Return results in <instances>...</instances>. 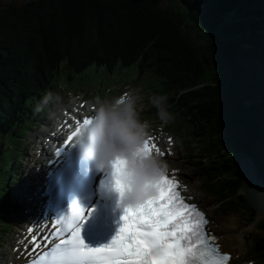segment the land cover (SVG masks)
I'll return each instance as SVG.
<instances>
[{"label": "trees", "instance_id": "trees-1", "mask_svg": "<svg viewBox=\"0 0 264 264\" xmlns=\"http://www.w3.org/2000/svg\"><path fill=\"white\" fill-rule=\"evenodd\" d=\"M261 70L264 0H24L0 8V226L16 205L21 134L45 91L84 71L132 83L146 75L152 92L168 94L176 128L198 145L197 175L206 193L225 199L219 211L253 222L247 252L262 263L264 218L240 192L242 157L264 181Z\"/></svg>", "mask_w": 264, "mask_h": 264}, {"label": "snow or ice", "instance_id": "snow-or-ice-1", "mask_svg": "<svg viewBox=\"0 0 264 264\" xmlns=\"http://www.w3.org/2000/svg\"><path fill=\"white\" fill-rule=\"evenodd\" d=\"M80 131L78 128L72 135ZM145 150L150 152L147 143ZM123 167L124 161L117 158L108 176L111 188L120 193L124 190ZM177 183L165 173L159 178L154 195L138 203H125L116 234L101 246L92 247L82 240L77 221L87 217L84 209L78 207L68 221L69 228L74 229L71 238L53 249V261L55 264H197V261L223 264L228 255L215 257L217 249L208 247L202 235V225L207 223L203 213L195 204L185 203L177 191Z\"/></svg>", "mask_w": 264, "mask_h": 264}, {"label": "clouds", "instance_id": "clouds-1", "mask_svg": "<svg viewBox=\"0 0 264 264\" xmlns=\"http://www.w3.org/2000/svg\"><path fill=\"white\" fill-rule=\"evenodd\" d=\"M61 97L48 90L35 103L33 112H45L49 105H56ZM142 97L134 92H124L101 102L84 124L75 143L81 155L92 162L97 170L112 172L117 158L124 161L122 180L124 190L120 200L128 204L141 202L155 194L157 182L168 170V163L155 152L145 150L153 136V122L142 115L139 104ZM148 103L155 109V119L162 125L174 122L176 115L170 110L169 96L162 92L148 95Z\"/></svg>", "mask_w": 264, "mask_h": 264}, {"label": "rangeland", "instance_id": "rangeland-1", "mask_svg": "<svg viewBox=\"0 0 264 264\" xmlns=\"http://www.w3.org/2000/svg\"><path fill=\"white\" fill-rule=\"evenodd\" d=\"M7 1H8V4L15 3L17 5L24 2V0H7ZM119 79H121V80H119ZM139 80L143 83V85L138 83V82H137L138 84L133 83V84H136V85H133L132 79H128V80L125 79L123 74L114 73L113 79H112V78H110V76L108 77V74H102V73L98 74L95 71H84L82 73L74 74L73 82L69 85L64 83V78L61 77L60 78L61 84H59L60 86L55 85L52 87L51 90H53L54 92L62 91V92H64V94H62V95L65 96L66 91L75 92V91H82L81 89L88 88V89H90V91L92 93L95 92L96 94L103 95L106 87H110L112 84H114V82L119 81L118 82L119 84L115 85L114 88H122V89L127 88L131 92L139 94L142 97V100L140 102V104L142 106H140V108H144V107H147L149 105V103L147 105L146 97L148 98V94L153 93L152 90H153V87L155 85V81H151V78H147L146 75H143V77L141 76L139 78ZM124 81L126 83H124ZM135 81H138V80H135ZM143 88L146 91L145 92L146 95L143 93ZM72 89H75V90H72ZM110 94H111V96H108V99H110L112 96H114L113 93L110 92L108 95H110ZM61 99H62V96H61ZM94 101L104 102L105 100H102V99L100 100V99L94 98L92 101L88 102L87 104L92 103ZM50 110H54V105L51 106ZM151 111L152 110H150V112ZM147 114L148 113H146V115ZM154 114L155 113L153 112V115ZM262 115L264 116V113H262ZM43 119H45V114H43L42 116L40 115L38 118L40 123L43 121ZM175 123H176V120L174 122H172V125L175 126ZM29 124L30 123H28V122L25 123L24 127H28ZM41 126H39L38 129H41ZM175 128H176V126H175ZM27 129L28 128H26L24 130V133L21 134L22 137L20 138L22 143L24 144L22 146V151L25 154L24 159L21 161V164L16 165L17 171L19 172V174H21V177L18 178L19 179L18 183L20 184V190H21V188L25 187L24 181H26V175H27L25 173V171H29V166H28V161H27L28 160L27 152L29 151V155L32 154V152L30 150V149H32V146L30 148V145L32 144V141L35 140L36 133L39 131L38 129H34L32 131L27 130ZM176 130H177V133L180 135V137L183 138L182 135L180 134V130L178 129V127L176 128ZM27 145H29V146H27ZM8 147H9V149L7 151L9 153L14 150V144L12 142L8 143ZM179 147H180L179 154H178L179 158L175 161V164L171 163V164H169V166L171 167V166L175 165V166L181 167L182 174L186 178H188L190 181H194L197 183V185H199V186H196L197 192L202 194L205 197V199L209 202V204H210L209 207L211 209L210 210L208 209V212L212 218H214V219L217 218V220H219V221L220 220L223 221V220L227 219L226 220L227 223H229V219H232L233 230L235 231V233H234L235 235L232 236L233 241L231 243L226 242L222 245L226 250H233L235 252H239V255L242 256L245 249L247 247H249V245L252 242L251 239H252L253 234L255 233V230L253 228V224L247 223L246 218L241 213H235L233 211L232 212L229 211L223 215L217 214L218 213L217 210L221 206L224 205L225 199L224 198L218 199L211 193H205V192L203 193L201 191L200 187H202V180L199 179L195 175V166L192 165L193 163H192V157H191V156H197V154L199 153V149H198L197 145L194 142H190L189 147H192L191 149L182 147V144H179ZM23 169H24V171H23ZM30 169L31 170L29 172H31L34 169V167H30ZM29 172H28V174H29ZM15 184H16V182H15ZM23 193L20 195L18 200H17V198H15L17 208L19 207V204H21L26 198V196H24ZM15 194H16V191H15L14 195ZM202 195H201V197H202ZM202 199L204 200L203 197H202ZM11 210H15V208H13ZM7 213H9V212H7ZM21 215H22V213L20 214V216ZM12 216H13V219H12L13 223L8 224L5 227L0 226V228L3 227L0 230V239H2V241H0V256L2 253H4V254L6 253V249H7L6 243H9L11 238H13L12 237L13 228L17 225V223L21 222L20 221L21 217L18 215V213H14ZM18 216H19V220H18ZM17 220H18V222H17ZM19 226H21V225H19ZM3 229H4V231H3Z\"/></svg>", "mask_w": 264, "mask_h": 264}, {"label": "bare ground", "instance_id": "bare-ground-1", "mask_svg": "<svg viewBox=\"0 0 264 264\" xmlns=\"http://www.w3.org/2000/svg\"><path fill=\"white\" fill-rule=\"evenodd\" d=\"M256 69V68H255ZM255 74V73H254ZM77 101V100H76ZM80 101H78V103H79ZM99 103H101V102H98V101H94V102H92V103H89V104H86L88 107L89 106H91V105H94V106H98V104ZM62 118H63V116H62ZM47 122L48 121H46V124L45 125H47ZM60 124H62V119H61V121H59V122H57L56 123V127L57 128H60L59 126H60ZM64 125V124H63ZM61 129V128H60ZM40 133H41V131H40ZM26 138V137H25ZM36 138H37V135H36ZM35 138V139H36ZM31 148V147H30ZM36 148L37 147H34V146H32V149H30L31 150V152H32V154H30L29 155V151L27 152V156L29 157V159H30V161H33L34 160V157L36 156L35 154H36ZM243 158V157H242ZM39 160V158L34 162V164H38L37 163V161ZM28 166H29V163H28ZM34 167V166H33ZM31 169H30V167H29V171H30ZM29 171H26V172H29ZM30 173V172H29ZM27 177H26V183H27V187L29 186V185H31V184H34V179L32 178V176H30L28 173H27V175H26ZM33 180V181H32ZM188 181H189V183H188V191H189V194H191L192 195V198L194 199V201H196V202H198V205L199 206H202L203 208H204V210L205 211H207L208 212V209L210 210L211 208L209 207V202L205 199V197L202 195V194H200V193H198V192H196V186H199V185H197V183L196 182H194V181H190L189 179H188ZM22 183V182H21ZM28 193H30V192H28ZM28 193L25 191L24 193H23V195L24 196H26V198H25V200L21 203L22 205H26L25 206V208H27V207H29V211L28 212H26V213H24V211H22V215L21 216H23V217H28V218H30V220H32L35 216H36V214H37V202L35 203V204H33V205H30L29 204V202H28V200H27V198H28ZM201 195H202V197L204 198V200L202 199V197H201ZM31 212H32V214H31ZM227 220V219H226ZM226 220H217V218H215V219H212V223H211V226H212V231H213V233L217 236V241L219 242V243H221V244H224V243H231L232 241H233V238H232V236L233 235H235L234 233H235V231L233 230V221H232V219H229V223H227V221ZM20 221H21V218H20ZM20 238L18 237V236H13V238H11V240H10V242L12 243V245L10 246V248H8L7 247V253L6 254H4V255H1L0 256V264H5V263H7L8 262V260H10V258H11V264H13L14 262H15V260L17 259V256H18V252L21 250V247H19L18 248V250H16V251H13V250H11V247L15 244V243H17V241L19 240ZM231 259H235V257L234 258H231Z\"/></svg>", "mask_w": 264, "mask_h": 264}, {"label": "water", "instance_id": "water-1", "mask_svg": "<svg viewBox=\"0 0 264 264\" xmlns=\"http://www.w3.org/2000/svg\"><path fill=\"white\" fill-rule=\"evenodd\" d=\"M7 0H0V8L7 7ZM243 192L249 203L256 210L258 218H264V184L259 177L258 170L250 157L240 159Z\"/></svg>", "mask_w": 264, "mask_h": 264}]
</instances>
